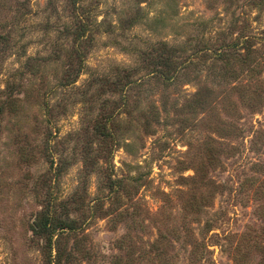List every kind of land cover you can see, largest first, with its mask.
I'll return each instance as SVG.
<instances>
[{
    "label": "rangeland",
    "instance_id": "rangeland-1",
    "mask_svg": "<svg viewBox=\"0 0 264 264\" xmlns=\"http://www.w3.org/2000/svg\"><path fill=\"white\" fill-rule=\"evenodd\" d=\"M0 264H264V0H0Z\"/></svg>",
    "mask_w": 264,
    "mask_h": 264
},
{
    "label": "trees",
    "instance_id": "trees-1",
    "mask_svg": "<svg viewBox=\"0 0 264 264\" xmlns=\"http://www.w3.org/2000/svg\"><path fill=\"white\" fill-rule=\"evenodd\" d=\"M88 29L89 28L86 26V24L81 25V27L79 28V31L77 30V32H76L77 38L81 39L82 37H84V35L87 33ZM242 43H244V42H242ZM163 46H167V45L163 44ZM213 51L215 53L219 54V47L215 48ZM168 62L169 61L166 59V56L163 54V52H160L157 55V57L155 58L154 65L163 66V65H167ZM163 74H164V72H163ZM73 222H74V220H64V222H63L62 220H58L57 217H55V218L50 217V219L45 221L43 225L39 226L40 227L39 231H41L43 233H47L48 229H52V227L56 226L57 223L64 225L61 227L73 229L74 228V226L72 224Z\"/></svg>",
    "mask_w": 264,
    "mask_h": 264
}]
</instances>
